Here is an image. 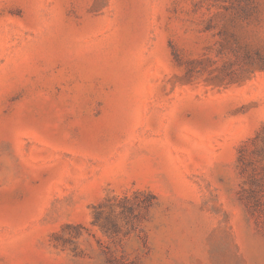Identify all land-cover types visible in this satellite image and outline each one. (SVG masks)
<instances>
[{
	"label": "rangeland",
	"instance_id": "1",
	"mask_svg": "<svg viewBox=\"0 0 264 264\" xmlns=\"http://www.w3.org/2000/svg\"><path fill=\"white\" fill-rule=\"evenodd\" d=\"M264 0H0V264H264Z\"/></svg>",
	"mask_w": 264,
	"mask_h": 264
},
{
	"label": "trees",
	"instance_id": "2",
	"mask_svg": "<svg viewBox=\"0 0 264 264\" xmlns=\"http://www.w3.org/2000/svg\"><path fill=\"white\" fill-rule=\"evenodd\" d=\"M262 69H264V68H262Z\"/></svg>",
	"mask_w": 264,
	"mask_h": 264
}]
</instances>
